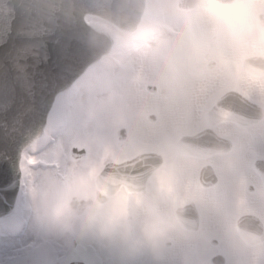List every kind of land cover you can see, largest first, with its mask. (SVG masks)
I'll return each instance as SVG.
<instances>
[{"label": "rangeland", "instance_id": "rangeland-1", "mask_svg": "<svg viewBox=\"0 0 264 264\" xmlns=\"http://www.w3.org/2000/svg\"><path fill=\"white\" fill-rule=\"evenodd\" d=\"M175 2L176 0L171 4L175 25L179 26V32L182 33L179 38L183 39L182 47L190 53V57L182 56V60L175 66L172 65L173 60H170V57H164L167 62L169 61L164 68L167 71V80L146 77L135 82L137 89L135 97L132 101L127 98V102H121L111 126L113 128L116 119L130 117L133 125L137 126L133 130L136 131L135 133L131 130L133 137L136 134L142 138L144 136L140 134L141 121H137L132 115H141L147 111H155L160 115V119L153 123L157 124V127L154 126V129L150 130V133L152 132L150 139L161 136L164 132L167 134L171 132L170 135L174 136V139L180 133H193L207 124L205 119L198 121V117H204L202 112L209 107V95L211 93L219 95L226 86L224 67L226 65L238 66L239 72L242 70L239 60L243 55L253 51L264 54V29L259 28L256 21L243 19L244 17L239 15H231L225 7L210 0L205 1L207 5L203 2L196 9L186 12L179 9ZM156 9L154 0H146L141 21L134 33L120 31L105 19L85 15L88 23L97 29L108 31L114 36L115 42L111 52L101 61L90 66L72 89H68L55 98L56 101L48 115L46 132L29 146L35 149L37 146L45 145L49 140L48 134L51 135L53 131H56V140L54 142L49 140L52 143L46 145L43 153L47 161L46 171L34 180L29 177L25 196L26 209L18 210L11 215L8 218L7 229L0 230V259L5 255V264H68L72 259L84 260L87 264H210L209 256L216 251H221L226 255L227 264H264V243L257 246L247 245L241 240L234 224L236 217L242 214L241 212L249 210L255 212L256 209L250 205L259 203L260 188H257L259 183L252 168V162L256 157H264V120L257 125L244 128H239L233 123H223L217 127L221 132L227 130L226 135L235 136V138L240 135L241 139L236 141L231 154L211 159L210 163L214 165L219 175V181L214 187L202 188L197 183L195 174L188 175V177L181 176V179L174 178L178 181L175 184L177 192L175 190L170 192L169 195L172 196L170 201L167 193L166 206L159 211H164L162 213L174 221L175 228L158 256H153L147 250L131 251L128 239L132 234L126 233V229L124 233L112 230L109 240L105 236H98L94 230L80 236L65 233L53 237L42 235L40 228L34 222L32 225L34 238H29L24 242L11 239L15 238L11 236V233L17 230L22 217L29 220L32 213L36 217L40 208H37V212L34 211L38 200L41 201L42 198H47L57 192L82 196L76 188L77 183L83 178L77 168L79 161H73L69 149L74 144L84 145L88 147L87 150L97 147L100 144L98 139L101 135L98 136V134L102 131V126L99 119L101 107L98 106L90 111L81 126L77 127L78 121L75 122V119H79V116L84 114L80 109L81 106L78 105L85 99L91 98L89 94L94 86L109 84L112 72L118 67L125 66L127 72L134 71L130 66L133 55L128 52L130 47L135 44L140 45L136 47L137 49L142 45L146 46L162 28L166 27L165 20L159 19L160 13ZM226 17L232 19L231 32L227 34L221 32L220 28H217L215 32L211 30L212 33L206 26L203 27L205 32L196 31L194 28L196 21L206 24L213 18L214 22L220 19V23L223 24ZM180 21L182 22L179 23ZM241 27L243 29L239 31L238 28ZM170 33L176 34L173 30ZM190 59L194 65L188 72L184 66L189 63ZM210 60L215 61L212 68L208 67ZM160 69L161 66L158 65L155 73L159 74ZM188 75L192 77L190 80L187 78ZM247 78L250 77L247 76ZM147 83L155 84L157 91L151 93L146 90ZM169 85L172 88H169ZM199 85H203L204 89L202 96L197 98L196 87ZM83 88L84 91L80 93L77 101L75 98H69L76 90L81 91ZM167 90L168 93H166ZM96 99L92 100L93 104ZM72 104L73 108L68 110V105ZM170 144L167 145H173V143ZM166 154V159L171 158L168 150ZM180 161L183 164L186 163L185 160ZM50 162H58L62 169H65L63 176L68 177V186L63 185L59 180V175H56L59 170ZM169 166H172L170 160L166 162L164 168ZM75 167L77 169H74ZM75 177L78 178L72 185ZM91 181L86 183L90 185ZM158 181L161 182V188H168V181H165L163 177V169L151 179V182ZM251 185L256 189H249ZM251 198L254 199L252 202H250ZM191 199L196 201L203 215L199 230L193 232L181 228L173 213L175 206ZM261 203L264 208V203ZM96 212L103 216L111 211L110 207H106L103 211ZM213 238L217 240L216 244L212 243ZM123 240L126 241L124 245H122ZM116 259L120 260L116 261Z\"/></svg>", "mask_w": 264, "mask_h": 264}, {"label": "water", "instance_id": "water-1", "mask_svg": "<svg viewBox=\"0 0 264 264\" xmlns=\"http://www.w3.org/2000/svg\"><path fill=\"white\" fill-rule=\"evenodd\" d=\"M197 1L178 0L176 3L188 9ZM144 6L145 0H0V94L15 103L11 117L15 126L26 125L18 152L43 131L56 94L110 50L112 36L87 24L84 15H98L120 29L134 31ZM244 66L254 74L264 73V58L249 57L244 60ZM42 89L47 92L43 101L47 107L34 120ZM262 115L261 107L236 92L220 97L208 112L212 122L233 120L241 125L255 123ZM229 146L228 141L208 129L184 136L178 142L180 152L197 156L227 150ZM160 162L161 156L142 154L126 164L106 169L99 181L109 192L121 182L129 188H140ZM254 167L264 181V159L254 161ZM216 180L213 169L203 167L201 183L209 186ZM175 215L184 228H198L199 216L193 203L177 208ZM237 226L246 242L261 240L262 227L255 217L246 215ZM216 260L212 262L223 264L222 258ZM70 264L84 263L72 261Z\"/></svg>", "mask_w": 264, "mask_h": 264}, {"label": "flooded vegetation", "instance_id": "flooded-vegetation-1", "mask_svg": "<svg viewBox=\"0 0 264 264\" xmlns=\"http://www.w3.org/2000/svg\"><path fill=\"white\" fill-rule=\"evenodd\" d=\"M226 9L229 14L243 16V19H252L258 20L260 18L264 19V0H233L230 4L226 5ZM242 18V17H241ZM259 54V52L253 51L251 53L243 55L239 60L242 70L238 72V66L233 67L231 65H226L224 67V75L226 78L227 88H233L241 91L246 96L254 99L264 105V78L253 76L247 73L242 67V59L248 55ZM247 76H251L247 78ZM124 122V120H120ZM120 126H124L128 130L129 127L126 126V123H121ZM129 135V134H128ZM127 135V136H128ZM151 142L146 144H141L140 139L136 140L134 137L131 139H115L110 141L108 145L103 147L101 144L94 150L95 155L91 162L86 158L81 163L83 170H91L87 180H83L77 188L78 192H81L83 198L90 199V205L92 209L96 211H103L104 208L110 207L114 210V213L119 214L121 218L120 226H125L127 233L134 234L135 223L138 218L144 215H154V210L162 209L166 206V195L170 194L173 190H176L175 184L178 182L176 177V169L178 168V160L180 156L177 154L174 144L172 146L167 145L168 143H163L162 147L152 148L150 147ZM171 145V144H170ZM169 146V147H168ZM155 150L162 154L163 156V177L165 181H168V188H161V182H151V179L154 178L157 173L150 177L142 190L139 191H129L125 187H120L119 190L114 195H109L107 190L104 187H100L95 182H93V175L102 171V169L115 162H121L126 159L132 158L138 152ZM167 150L171 155V158H167ZM170 160L172 166L164 168L166 162ZM197 170V163L193 161V164L190 165V171H186L187 175H191L192 171ZM95 173V174H94ZM91 176V180H90ZM173 177V178H172ZM91 181L89 185L86 182ZM166 185V184H165ZM172 196L169 195V201ZM168 199V198H167ZM160 214V213H159ZM258 215L264 219V212H258ZM5 258L0 259V264H5Z\"/></svg>", "mask_w": 264, "mask_h": 264}, {"label": "bare ground", "instance_id": "bare-ground-1", "mask_svg": "<svg viewBox=\"0 0 264 264\" xmlns=\"http://www.w3.org/2000/svg\"><path fill=\"white\" fill-rule=\"evenodd\" d=\"M174 0H154V4L157 6V12L160 13L159 19L165 20V28H162L158 35L153 38V40L148 42L146 46H141V48L137 49L136 47H139V44H135L132 47H130V50L128 52L133 53L131 56L130 66L131 69L134 71L127 72V70L123 67H118L115 69V71L112 72V79L110 80L109 84H103L101 86H94L92 92L89 94L91 96L90 99H85L80 105V109L83 110L84 114L79 116V119L76 118L75 122H77V127L81 126V124L84 122V119L87 118V115L90 111L96 109L98 106L101 107L99 116L100 123L103 128L108 129L110 126L114 115L118 108L121 106V102L133 99L135 97V94L137 93L136 86L134 85L136 81L139 79H143L146 77H156V79L159 80H167V71L165 68L166 65H168L169 61L167 62L164 57H170V60H173L172 65L178 64L182 60V56L184 57H190V53L187 52L186 49H184L183 46V39L179 38L182 33L179 32V26L175 25L174 21V11L172 9V3ZM205 5L207 3L205 2ZM180 21L179 23H181ZM222 23V22H221ZM220 19H217V22H214L213 18L208 20L206 24L204 22L196 21L194 22V28L196 31L200 30L202 32L204 31V26L209 27L210 33L211 30L215 32L217 28H220L224 32V34H227L231 32V25L232 20L228 19V17L225 18L224 23L221 24ZM169 26V27H168ZM171 30L175 31L176 34L170 33ZM177 44V46H175ZM134 51H138L137 53ZM158 65L161 66V69L159 71V74L155 73L156 69L158 68ZM193 61L190 59L189 63L185 65L186 71H190L193 68ZM125 69V70H124ZM187 78L190 80L192 77L187 76ZM169 88H172V86L169 85ZM203 85H199L196 87L197 90V98H200L202 96L203 92ZM80 91V90H79ZM84 91V88L78 93ZM136 91V92H135ZM135 92V93H134ZM168 93V90L166 91ZM88 95V96H89ZM196 97V96H195ZM87 98V97H86ZM96 99L95 104H93L92 100ZM140 98L138 97V100ZM93 122V121H92ZM75 131V130H74ZM76 135V133H75ZM38 200V199H36ZM41 201L38 200L37 207L34 211L37 212V208L40 207L39 203ZM29 223H27L23 234L19 238H11L13 240H21L26 241L29 238L33 237V223L35 222V215L32 213L31 219H29ZM36 223V222H35ZM112 234V233H111ZM106 239L109 240V235L105 236ZM7 240V238H6ZM238 240V238H237ZM126 241H122V245L125 244ZM120 259H116V261H119Z\"/></svg>", "mask_w": 264, "mask_h": 264}, {"label": "clouds", "instance_id": "clouds-1", "mask_svg": "<svg viewBox=\"0 0 264 264\" xmlns=\"http://www.w3.org/2000/svg\"><path fill=\"white\" fill-rule=\"evenodd\" d=\"M35 222L44 236L65 233L80 236L94 230L104 237L120 226L121 218L112 212L100 216L77 196L57 192L41 199ZM174 228V221L166 214L141 216L135 223L134 234L128 239L129 249L147 250L158 256Z\"/></svg>", "mask_w": 264, "mask_h": 264}, {"label": "snow or ice", "instance_id": "snow-or-ice-1", "mask_svg": "<svg viewBox=\"0 0 264 264\" xmlns=\"http://www.w3.org/2000/svg\"><path fill=\"white\" fill-rule=\"evenodd\" d=\"M46 97L47 92L42 89L41 103L34 113V120L46 109L47 105L43 102ZM14 109L15 103L0 94V230L7 229L11 215L26 209L29 177L34 180L43 175L47 168L46 157L43 155L46 145L35 149L24 148L18 152L26 125L19 128L15 126L11 119Z\"/></svg>", "mask_w": 264, "mask_h": 264}]
</instances>
